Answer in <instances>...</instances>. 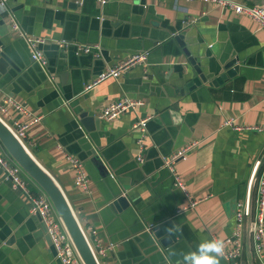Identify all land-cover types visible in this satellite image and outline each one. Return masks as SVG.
Instances as JSON below:
<instances>
[{
    "label": "crops",
    "instance_id": "1",
    "mask_svg": "<svg viewBox=\"0 0 264 264\" xmlns=\"http://www.w3.org/2000/svg\"><path fill=\"white\" fill-rule=\"evenodd\" d=\"M232 1L264 8V0ZM5 4L26 34L45 40L40 51L46 64L40 68L30 61L25 44L10 32L0 11V52L14 65L0 66V103L9 97L25 110L9 108L0 117L11 127L13 121L37 117L26 127L22 143L56 182L80 228L94 230L93 243L105 248L100 264H184L183 255L200 243L228 237L235 203L247 194L254 203L264 166L255 173L264 154V132L258 130L264 127V29L207 0ZM172 35H182L205 72L215 76L234 58L238 71L220 84L205 82L181 91L190 66ZM79 46L91 48L83 53ZM143 47L148 49L145 63L91 83ZM122 97L142 104L109 121L98 116L106 103ZM81 111L98 119L96 128L81 126ZM145 116L149 119L142 136L130 124ZM224 120L231 126H222ZM140 135L143 159L136 163ZM193 140L196 147L173 167L186 195L196 202L176 213L185 197L162 158ZM66 156L81 161L86 189L73 185ZM19 177L26 189L38 192L25 173ZM117 190L129 203L120 213L109 206ZM155 225L162 226L156 239L150 230ZM168 228L177 235L160 246L158 239ZM241 242L239 256L232 262L220 258V264H258L245 231ZM0 264H59L38 217L29 213L26 198L1 169Z\"/></svg>",
    "mask_w": 264,
    "mask_h": 264
},
{
    "label": "built area",
    "instance_id": "2",
    "mask_svg": "<svg viewBox=\"0 0 264 264\" xmlns=\"http://www.w3.org/2000/svg\"><path fill=\"white\" fill-rule=\"evenodd\" d=\"M96 1L99 4L104 3V0ZM207 1L214 2L222 7H228L236 14H243L254 21L259 28L264 29L263 7L244 6L232 0ZM0 11L6 18L10 32L14 34L18 39L22 40L25 44L29 54V58L40 68H44L46 62L40 51V46L44 43L45 40L40 37L26 34L15 21L12 13L7 9L5 0H0ZM59 44L61 45L63 44V42H59ZM90 48L91 47L89 46H79L78 51L87 53L90 51ZM146 58V51L133 53L124 60H121L114 64L106 71L100 73L95 79H93L91 83L95 84L96 82L107 77L117 78L128 68L134 65L145 63ZM141 104L142 102L139 100L122 97L106 103L103 107H101L98 116L105 121H109L115 119L121 113L134 110ZM9 108L14 109L18 113H25V110H23L18 103L12 101L9 97H5L0 103V114L5 116L8 115L7 109ZM148 119V116L136 117L131 122L130 128L138 129V131H140L141 135L143 136V132L145 131L146 122ZM0 120L11 130L16 139L23 145L22 139L25 135V129L28 124L36 121L37 117H33L30 122L26 123H18L16 121H13V127L7 125L1 117ZM222 126L230 127L231 123L229 120H224L222 121ZM258 130L264 132V127ZM141 135L135 140V144L138 148L137 155L135 156L136 163H141L143 159ZM197 144L198 141H190L162 158L163 166L169 171L172 176L173 185L178 188L185 197V203L176 209V213L183 212L192 208L195 205L196 199L189 198L186 195L183 189V185L174 171L173 164L177 159H184L186 153L192 148L196 147ZM66 160L69 166L72 167L74 171L73 185L83 190L86 189L88 179L81 161L74 156H66ZM0 169L3 171L4 176L9 179L12 187L18 189L26 198L28 202L29 213L38 217L43 227L44 233L49 240V244L54 250V256L58 260L59 264H82L61 220L57 217L46 195L41 190H39L38 192H31L29 189L25 188L23 181L19 177V172H21L22 170L18 167V165H16V163L13 162V160L9 157L1 144ZM255 193L256 196L254 198L253 204L252 202L250 203L247 194V197L244 200L237 201L234 205V228L231 234L223 239L225 243V254L222 258L228 262L234 261L239 256L242 244L241 234L242 231H245L249 238L251 251L255 257V260L258 264H264V166L260 173ZM81 231L90 247L95 261L97 262V264H100V256H104L105 248L98 247L95 244V241L93 243V229H90L88 233L82 229ZM212 240H215V238H213ZM227 245H230L229 249L226 248Z\"/></svg>",
    "mask_w": 264,
    "mask_h": 264
},
{
    "label": "water",
    "instance_id": "3",
    "mask_svg": "<svg viewBox=\"0 0 264 264\" xmlns=\"http://www.w3.org/2000/svg\"><path fill=\"white\" fill-rule=\"evenodd\" d=\"M170 34L174 33L172 32ZM172 38L182 48V52L187 57V63L190 66V76L185 81L184 85L181 86V91L186 92L205 82H207L208 85L220 84L221 82H225L239 69L236 63V59H230L229 61L224 63L218 73L213 76L207 71L205 72L203 63L200 60L196 61L194 56L189 53V51L186 49L185 45L181 41L182 35H172ZM146 50H148L147 47L139 49V51ZM30 61L32 60L30 59ZM2 62L14 66L11 63V60L6 57L4 53L0 52L1 67L3 66ZM78 119L79 123L85 130L97 127L98 119H96V117H93L92 115H88L86 111H81L78 114ZM0 144L2 145L6 153L9 155V157L13 160V162L16 163V165H18V167L31 180H33L34 183L38 186V188L46 195L57 217L61 220L82 264H97L92 255L90 247L81 231V228L78 225V222L70 206L68 205L62 191L60 190L56 182L53 180V178L38 165V163L27 152L25 147L16 139L11 130L2 121H0ZM263 162L264 154L259 160L255 173L259 170ZM100 168H102L101 165ZM109 206L112 210L120 213L126 208H128L129 203L127 198L124 195H121L119 190H117L116 192L112 193V197L109 201ZM140 226L142 229L143 226ZM161 227L160 225H155L150 229L152 236L155 239L159 237V235L157 234L161 230ZM169 229L170 228L167 229L166 235L158 239V244L160 246H165L177 235V231L175 229H170L171 231H169ZM96 235L99 236L98 233H96ZM49 246L54 253L52 246L50 244ZM160 263H162V260L160 261Z\"/></svg>",
    "mask_w": 264,
    "mask_h": 264
},
{
    "label": "clouds",
    "instance_id": "4",
    "mask_svg": "<svg viewBox=\"0 0 264 264\" xmlns=\"http://www.w3.org/2000/svg\"><path fill=\"white\" fill-rule=\"evenodd\" d=\"M224 254L225 243L222 239L204 241L199 244L196 251L185 253L183 262L184 264H220V258L224 257Z\"/></svg>",
    "mask_w": 264,
    "mask_h": 264
},
{
    "label": "rangeland",
    "instance_id": "5",
    "mask_svg": "<svg viewBox=\"0 0 264 264\" xmlns=\"http://www.w3.org/2000/svg\"><path fill=\"white\" fill-rule=\"evenodd\" d=\"M21 172H23V171H21ZM24 173V172H23ZM32 181V183L37 187V189H38V191L40 190L39 188H38V186L34 183V181L33 180H31ZM34 189H36V188H34ZM54 210V209H53ZM55 212V211H54ZM100 261V260H99Z\"/></svg>",
    "mask_w": 264,
    "mask_h": 264
},
{
    "label": "bare ground",
    "instance_id": "6",
    "mask_svg": "<svg viewBox=\"0 0 264 264\" xmlns=\"http://www.w3.org/2000/svg\"><path fill=\"white\" fill-rule=\"evenodd\" d=\"M1 121V120H0Z\"/></svg>",
    "mask_w": 264,
    "mask_h": 264
}]
</instances>
